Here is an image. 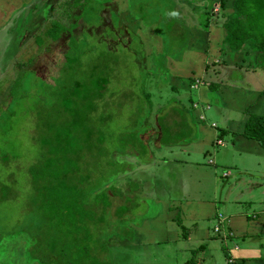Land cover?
Returning <instances> with one entry per match:
<instances>
[{
  "label": "rangeland",
  "instance_id": "obj_1",
  "mask_svg": "<svg viewBox=\"0 0 264 264\" xmlns=\"http://www.w3.org/2000/svg\"><path fill=\"white\" fill-rule=\"evenodd\" d=\"M43 1L0 0V24H6L5 27L0 25V40L4 49L7 48L2 52L0 49V248L6 249L4 243L20 241L26 247L28 257H32L41 252L35 248L42 247L43 251L50 249L53 246L50 239H55L54 251L59 254L67 252L66 256L70 258L81 254L84 264H125L127 257L120 255L118 250V231L130 232L131 229L121 227L124 220L111 212L97 224L99 233L81 236L87 242L86 246H90V237L105 242L108 240L101 250H98V246L94 250L90 247L89 250H82L85 244H76L74 238L72 247L68 245L66 250H61L64 236L54 229L57 219L61 223L60 216L52 214L55 205L47 202L56 203L49 196L54 197L60 192L55 177L59 160L55 154L61 155L56 152L59 151L56 141H51L46 134L51 138L56 131L64 134L70 117L63 108V98L73 93L74 80L95 83L99 77L107 78L101 95L92 99L93 108L87 119L94 128L95 138L102 139V154L96 155L94 152V157L92 153L81 161V165L83 171L87 161L90 167L94 164V186L107 180L101 179L100 171L107 174L120 170L124 172H121L124 175L121 176L119 189H114L116 207L118 194L121 198L127 193L125 189L131 183L128 178L142 171L135 168L143 162L146 165L144 160L151 157L148 149L155 155L159 153L153 142L144 140L148 132L142 130L146 127L145 122L149 124L150 132L153 126L157 127L155 106L170 94L166 83H160L161 80L166 81L163 78L165 75H171L164 69L160 51L176 48L179 55L180 47L192 38L190 25L194 17L200 28L205 29V17L213 12V16L217 15L216 24L220 25L224 15L231 13L234 0L221 3L216 0L219 4L211 3L214 0H179L176 3L174 0H109L104 6L110 8L114 3L115 9L110 10L109 14L112 28L109 18L105 17L106 24L101 26L100 32L98 29V34L79 31L81 28L100 26V13L93 9L101 7L98 3L94 6L88 0L84 6H65V0H45L53 3L51 8ZM246 8L251 9L249 14L255 11L252 6ZM72 18L74 23L70 25L66 20L71 21ZM139 22L146 26L145 33L153 28L152 37L139 32L142 30ZM51 25L59 29L62 26L63 31L57 39L46 32ZM151 40L155 45L150 43ZM169 55H174V52L170 51ZM68 57L70 61L66 60ZM74 57L75 62L72 60ZM147 66L153 67V72L150 73V69L146 76ZM92 73L98 77L91 78ZM156 108L160 109L157 113L161 114L163 108ZM47 141L51 142V147L45 144ZM96 142L93 140V144ZM48 150L51 151L50 155L46 154ZM113 150L118 154V163L108 167L106 162L114 157L111 153ZM145 150L146 153L143 152ZM121 152H124V156ZM120 160L130 166H125ZM152 170L149 168L146 171L148 176L145 183L138 186V191H134L137 188L134 183L130 184V191L139 193L132 202H137V205L131 206L134 209L132 215L153 208L148 196L155 192L153 183L157 173H150ZM232 184H227L226 180L221 182V186L231 187ZM85 187L91 188L88 184ZM238 193L239 190L234 189L231 196ZM107 194L110 195V190ZM84 197V201H87L88 197ZM84 212L89 213L87 209ZM85 214L84 218L87 217ZM92 217L96 220L94 214ZM85 225L89 229L90 221H86ZM125 249L130 248L126 246ZM54 251L47 253L46 257L54 258ZM17 253L20 254L19 251ZM59 259L53 262L46 259L45 264H55ZM34 261H31L32 264H38Z\"/></svg>",
  "mask_w": 264,
  "mask_h": 264
},
{
  "label": "crops",
  "instance_id": "obj_2",
  "mask_svg": "<svg viewBox=\"0 0 264 264\" xmlns=\"http://www.w3.org/2000/svg\"><path fill=\"white\" fill-rule=\"evenodd\" d=\"M90 1L101 5L93 8L101 14L109 10L104 6L109 0ZM207 15L205 29L194 17L192 38L180 47L179 55L176 48L160 51L164 69L171 73L160 83H166L170 94L156 105L163 108L161 114L155 106L157 127L150 132L145 122L142 130L148 132L144 140L153 142L159 153L148 149L147 164L139 161L143 164L135 170L142 171L131 176L142 186L149 168L157 173L155 192L147 197L153 208L139 215L130 209L121 217V227L131 229L118 231L125 264H229L230 259L234 264H264V145L248 131L251 116H264V65L258 62L262 50L249 39L233 49L225 39V18L217 25V15ZM145 27L141 23L139 32ZM152 29L145 35L152 37ZM0 49H7L2 40ZM152 68L146 67V76ZM196 79L200 83L191 87ZM224 180L233 182L231 187L221 186ZM234 189L239 190L237 196H231ZM128 190L125 195L132 203L139 193ZM119 196L120 204H131ZM3 246L0 264H32L20 241Z\"/></svg>",
  "mask_w": 264,
  "mask_h": 264
},
{
  "label": "trees",
  "instance_id": "obj_3",
  "mask_svg": "<svg viewBox=\"0 0 264 264\" xmlns=\"http://www.w3.org/2000/svg\"><path fill=\"white\" fill-rule=\"evenodd\" d=\"M71 1L72 3H74V5L78 4L79 2V0H65V6H69L70 4H72ZM43 2L44 4L50 6L49 2L45 0ZM85 4H87V2L85 0L84 3L83 0L82 6H84ZM246 6H252L255 11L252 14H249L251 9L248 10ZM114 7V5L110 6L108 11L114 9ZM108 11L106 13L107 15L101 13L98 15V17H100L101 19L100 26H91L85 29L81 28L79 29V31L83 30L88 34H98L101 31V26H104L106 24L105 17L109 18V22L112 28V20L110 18V15L108 14ZM224 18L225 19L223 22L225 24L226 31L225 39H227V41L230 43V46L233 49H239L243 45L245 40H251L255 44L256 48L262 50V54L258 57V62H260L261 65H264V0H234L231 13L224 15ZM208 19L209 17L207 15L205 17V26L208 25ZM66 21H68L70 25H73V18L71 21L69 19H67ZM59 27L60 29L55 25H51V28H48L46 32L50 33L53 39H57L63 31L62 26L60 25ZM67 59L70 61V57L66 58V60ZM72 60L73 62H75V57L72 58ZM94 67L95 66H93L92 69H94ZM96 76L98 77V75H95V73H92L90 75L91 78H94ZM96 80L99 81L93 83V81L83 82L80 80H74L73 93L71 95H66L63 98V101H65L63 102V108L70 117L68 124L65 126L64 134H60V131H56V133L52 136L53 139L48 136V134H46V137L51 141H56V148L57 150H59L56 152H59V154L61 155V157H59L57 156V154H55L59 160V162H57L59 170L57 171L55 177H57V182L60 186V192L57 195L55 194L54 197L49 196V198L55 200L56 203L54 201L47 202L52 206L55 205L52 214L54 213L55 215H58V217L60 216L59 220L61 221V223H59L57 219V227L55 226L54 229L61 232L64 236L62 238L64 245L63 249L61 247L62 251L66 250L68 245H71V247L73 246L72 238H74L76 244H79L80 246L85 244V247L83 246L84 248L82 247V250L85 248L89 250L88 247H90L91 250H94L97 246L98 250H101V247L104 246V243H106L108 240L105 242L90 237L88 241L90 246H86L87 242L81 236L83 234L93 235L92 232H94L95 234L99 233L100 231L97 224L104 221V217L109 212L114 214L115 217L121 218L122 216L130 212L132 206L130 197L126 196L125 194L127 193L124 192L123 193L126 202L130 201L131 204L122 205L118 202V205L116 207L114 204V189H119L120 180L122 179L121 176L124 175L121 174V172H123L122 170H120V172L117 171L113 174L112 172H110L111 174H107V172L105 173L100 171L99 176H103L101 179L104 180V178H107V180L103 181L101 185L97 184V186L93 185L94 179L96 178L94 176V173L92 175L94 164L90 167V163L87 161L85 163V169L82 171L81 161H85L92 153L94 157H96L94 155L95 153L96 155L102 154V150L100 148L102 139L99 138V140H97L95 138L94 128L88 124L89 122L87 120L90 110L91 108H93V105L91 104L92 99L96 96L101 95V90L104 88L107 78L105 76H102L97 78ZM248 125V131H251V133L254 134L253 136L256 135L255 137H257L260 140L261 144L264 145V116H251L248 121ZM93 140L98 142L93 144ZM45 144L51 147L50 141L45 142ZM114 150L111 153L114 155L115 159L114 157H112L109 162H106V165L108 167H114L115 163H118V154ZM50 153L51 151H46L47 155H50ZM121 154L124 156V152H121ZM121 162L125 166H130V164H127L125 161ZM65 165L67 166L65 167ZM128 181L131 182L130 184L134 183L137 187L139 186L137 185V183L132 181L131 177L128 178ZM85 184H88L89 186H91V188L86 189ZM130 184L125 189V191H129L128 188L130 187ZM45 186L47 189H49L47 185ZM108 190H110V195L107 194ZM84 196L88 197L87 201H84ZM45 199L46 196L44 197V200ZM86 209L87 211H89L88 215L84 212ZM84 214L87 215L86 218H84ZM92 214H94L96 220L93 219ZM88 220L91 223L89 229L87 228L89 226L85 225V222ZM67 237L68 239H66ZM55 242V239L53 241L50 239L51 245H56ZM53 246L50 249L47 248V250L44 251L42 247L35 248L40 249L41 252L37 253L38 256H30V261L35 260L34 262H37L38 264H45L46 259H49L51 262H53L55 259L57 260V258L60 257L58 262L55 264H84L82 262L83 257H81V254L73 255L70 258L66 256L67 252L59 254L54 251L56 250V248H54ZM50 251H54V258H48L49 256L46 257L47 253H49Z\"/></svg>",
  "mask_w": 264,
  "mask_h": 264
},
{
  "label": "built area",
  "instance_id": "obj_4",
  "mask_svg": "<svg viewBox=\"0 0 264 264\" xmlns=\"http://www.w3.org/2000/svg\"><path fill=\"white\" fill-rule=\"evenodd\" d=\"M199 83H200V81H199L198 79H196V81L194 82L193 85H191V87H197ZM226 174H227V173L224 172V175H226ZM216 230H218V228H216ZM229 264H234V263H233V259H230V260H229Z\"/></svg>",
  "mask_w": 264,
  "mask_h": 264
}]
</instances>
